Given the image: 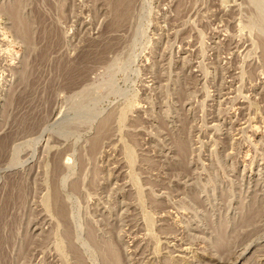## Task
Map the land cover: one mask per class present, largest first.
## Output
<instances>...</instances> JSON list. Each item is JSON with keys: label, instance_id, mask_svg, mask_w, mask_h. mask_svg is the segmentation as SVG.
I'll return each instance as SVG.
<instances>
[{"label": "rangeland", "instance_id": "1", "mask_svg": "<svg viewBox=\"0 0 264 264\" xmlns=\"http://www.w3.org/2000/svg\"><path fill=\"white\" fill-rule=\"evenodd\" d=\"M114 1L0 0V264H264V0Z\"/></svg>", "mask_w": 264, "mask_h": 264}, {"label": "bare ground", "instance_id": "2", "mask_svg": "<svg viewBox=\"0 0 264 264\" xmlns=\"http://www.w3.org/2000/svg\"><path fill=\"white\" fill-rule=\"evenodd\" d=\"M123 1H125V0H115L114 1V3H113V9H114V13L115 14H117V12L118 13H120V9L122 8L123 9V7H122V5H123ZM130 2H132V0H128V2H127V4L125 5V12H122V14L121 15H119V16H121V17H119L120 18V22L122 21L121 19H125L127 16H128V8H130L129 7V4H130ZM122 11V10H121ZM18 12V11H17ZM12 13V15H14V14H17L16 13V11L15 12H11ZM119 20V19H118ZM19 23V22H18ZM118 24H119V22H118ZM117 25V24H116ZM120 25V24H119ZM23 26V25H22ZM62 66V65H61ZM75 67V66H74ZM65 69H67V70H65L66 72H68V74H70V72H71V70H73L72 68H71V66H69V67H66ZM62 70V69H61ZM60 71V70H59ZM61 72V71H60ZM249 127V126H248ZM10 136V135H9ZM8 137V136H7ZM8 141H9V138L8 139H4L1 143H0V157H2V155L3 154H5L4 152L6 151L5 149H6V146H7V143H8ZM1 159V158H0ZM11 192H13V189H11L10 190ZM11 192H9V194H11ZM8 194V193H7ZM4 195H5V193H4ZM55 198V206H56V213L58 214V216L59 217H61V218H64V210H63V207H62V205L60 204V202H59V200L57 199V197L55 196L54 197ZM5 199H2V201H4ZM45 203V202H44ZM54 206V207H55ZM60 219V218H59ZM61 220V219H60ZM252 221V220H251ZM249 231V230H248Z\"/></svg>", "mask_w": 264, "mask_h": 264}]
</instances>
